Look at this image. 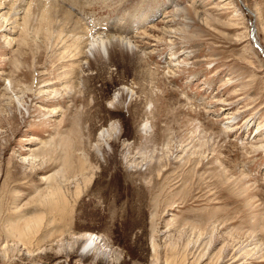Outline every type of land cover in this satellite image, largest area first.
<instances>
[{
    "label": "rangeland",
    "instance_id": "374dc122",
    "mask_svg": "<svg viewBox=\"0 0 264 264\" xmlns=\"http://www.w3.org/2000/svg\"><path fill=\"white\" fill-rule=\"evenodd\" d=\"M119 1L35 0L20 46L5 20L24 3L0 0V264H264V145H251L264 135V0H146L149 18L131 17L143 0ZM176 3L175 49L197 65L167 72L163 40L78 85L66 57L78 22L133 24L152 49ZM45 7L63 29L49 38ZM120 80L137 93L118 109ZM90 229L95 251L79 237Z\"/></svg>",
    "mask_w": 264,
    "mask_h": 264
},
{
    "label": "bare ground",
    "instance_id": "6f19581e",
    "mask_svg": "<svg viewBox=\"0 0 264 264\" xmlns=\"http://www.w3.org/2000/svg\"><path fill=\"white\" fill-rule=\"evenodd\" d=\"M72 1L74 3H77V0H72ZM129 1L130 0H128L127 2ZM131 1L137 2L138 4L141 3L140 0L139 1L131 0ZM143 1H144V4L142 6L138 7L137 5H135L136 8H134L133 15H131V17L135 16V13H136V16L140 17V11L138 12V9L142 11V15L144 16V18H149V16H151V15H147V13H149L150 10L154 12L153 10L154 7L152 6L153 2H151L152 4L150 2H146L148 3L147 5L151 7V9L150 8L146 9L147 7L145 3L146 0H143ZM22 2L24 3V7L16 10V13L14 15L15 18L7 17L5 22H8L10 20L12 21L11 22L13 25L12 31L14 32L16 31L15 33H18V36L21 37L20 46H28L29 45L28 38L30 34H29V29L27 28V24L29 22L28 18L31 16L30 10L33 9L35 5L34 4L35 0H22ZM126 3L123 4V0L119 1V4L123 6H125ZM183 11L184 9L181 8L180 5L177 3L173 6L172 9L165 10L164 19H161L160 21V23L164 25L163 28L161 29L162 35L164 37H161V35H159L158 40H156V44H152V45H155V47L152 49L149 46L145 47V44H147L146 43L147 41H145V39L147 38L146 33H144L143 31H141L140 34H136L135 32H133V28H134L133 24L122 25L123 22L121 21L119 23L118 28H116L117 27L116 25V27L113 26L110 29H108V31L106 30L102 31L98 29L99 31L97 32V34L96 33L93 34L92 31H95L96 29L95 27L89 28L88 26L82 25L80 22H78L80 24L78 29L71 30L69 31V33L66 34L67 38H69V40L71 41V44H69V47L67 48V50L69 51V54L66 57L70 58V60H74L72 64L73 74L77 75L76 81L78 82V85H81L83 84L84 81L88 79L90 80V78H93L94 76L93 74H99L100 76L106 73L110 74L111 73L110 71L112 68L119 66V64L121 62L123 63V61L125 60H129L130 62L132 61V64H133L135 62L138 63L140 60H143L145 58L152 57L157 49L156 46H159L160 41L162 42L163 40H166L165 44H167L168 48L171 50V53H170L171 60L169 61L170 63L169 68L168 69L166 68L167 72H173L171 70H173L175 67H180L182 64H190L193 66L197 65L198 62L194 60V58H196L195 57L196 55L194 51L190 49V47L187 48L186 46H184L180 48L179 50L175 49L177 47L176 35L179 34V31L174 27V24L176 23V18L180 16V14L183 13ZM3 15L4 14H1L0 18L3 19L4 18ZM17 19H21V24L20 23L16 24ZM42 23L44 24V26L47 27L48 38L53 37L54 34L57 33V29L59 28L61 31H63V29H61L62 23L60 22V20L52 18L50 16L47 7H45L42 10ZM14 24L18 25L19 27L15 26ZM52 28L56 29L55 33H53ZM2 37L5 38L4 41L8 38L6 41L7 46H11L13 44V42H11V39H15L12 37L9 38V36H6V35H3ZM255 43H256V46L260 48V46L258 45V42L256 41ZM190 60H193V61L190 62ZM103 77L104 75L102 76V78ZM9 82L11 83V81ZM10 88L12 89L16 88V85L13 86L11 83ZM112 88H113L112 90L113 94L111 96V99H112L111 103L115 104V107L117 108L123 105L125 96L127 97V95L128 96L135 95L137 93V92L134 93V91L131 88H128L127 85H125L121 80L115 81V83L112 84ZM40 92L49 93L50 91L48 90V88L41 87ZM57 94L58 92H53V95H57ZM220 109H224V108L221 107ZM118 116H120V114H118ZM239 117L240 115L238 114V112L235 114H229L226 117L228 119L226 123H232V125L226 126L227 131H233L236 129L239 130V128L242 127L240 126L241 119H239ZM109 127L111 126L109 125ZM146 128H147V123L142 125V128L140 129L144 130ZM254 131H255L254 132L255 134L251 138V143L253 144L251 145L260 144L258 145V147L263 146L264 145V135L262 136V127L259 128L258 126ZM110 135H111L110 130L108 128H103L101 132L99 133V137H101L104 140ZM30 157L31 155L22 156V160L23 161L30 160ZM35 159L36 157H32V160H35ZM79 237L86 239L87 242L84 247L85 249L94 250V251L96 250V245L98 244L100 240V235L95 233L94 230L90 229L86 233L81 234ZM57 264H62V262H58Z\"/></svg>",
    "mask_w": 264,
    "mask_h": 264
}]
</instances>
